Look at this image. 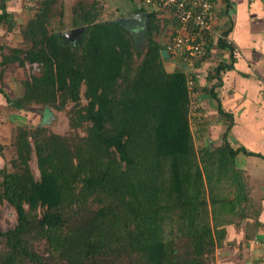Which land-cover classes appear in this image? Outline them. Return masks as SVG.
Returning a JSON list of instances; mask_svg holds the SVG:
<instances>
[{"label":"trees","instance_id":"obj_1","mask_svg":"<svg viewBox=\"0 0 264 264\" xmlns=\"http://www.w3.org/2000/svg\"><path fill=\"white\" fill-rule=\"evenodd\" d=\"M141 2L130 14L148 12L149 19L137 35L117 21L127 14L104 19L102 0H75L72 27L85 29L71 41L52 27L56 16L63 26L64 6L40 0L23 30L28 47L5 51L0 43V79L11 64L38 67L21 80L20 95L0 88L7 102L19 110L72 103L75 130H14L12 169L0 168V207L10 203L17 224L0 229V264L217 263L222 232L214 207L248 193L234 166L240 150L227 140L197 149L189 63L180 56L169 71L162 57L161 27L173 19ZM11 18L0 3V26L12 29ZM217 44L233 50L223 38Z\"/></svg>","mask_w":264,"mask_h":264},{"label":"crops","instance_id":"obj_2","mask_svg":"<svg viewBox=\"0 0 264 264\" xmlns=\"http://www.w3.org/2000/svg\"><path fill=\"white\" fill-rule=\"evenodd\" d=\"M214 1L216 23L229 30L233 50L214 39L207 58L187 65L195 80L192 130L201 147L227 140L240 150L234 166L248 191L233 204L214 207L213 220L222 232L216 264H264V0ZM162 57L169 71L181 63L165 48ZM220 65L221 72L214 75ZM8 109L0 98V111ZM4 119L0 117V129Z\"/></svg>","mask_w":264,"mask_h":264},{"label":"rangeland","instance_id":"obj_3","mask_svg":"<svg viewBox=\"0 0 264 264\" xmlns=\"http://www.w3.org/2000/svg\"><path fill=\"white\" fill-rule=\"evenodd\" d=\"M103 7V16L104 19L115 18L120 15V13L130 14V12L138 6L136 1L138 0H102ZM40 0H0V3H5L9 12H11L12 18L11 22L13 28L9 29L8 24H2L0 26V43L3 44L6 48L5 51H9V48L13 47H28V44L23 35V30L26 27L28 20L33 16L36 8L39 5ZM75 0H59L58 7L64 6L65 15L63 17V26L60 24V16H56L53 19L52 27L55 29L64 28L66 31L72 27V11L71 8ZM119 9V12H117ZM161 40H165V37L169 36L170 26H162ZM1 59V55H0ZM199 60V59H197ZM197 61H194L193 64H197ZM38 67L31 66L27 64L25 67L19 66L17 63L11 64L7 68H3V76L0 79V88H3L9 96L12 98L20 95L23 92L22 81L26 77L31 76L33 73H36ZM1 69V67H0ZM1 71V70H0ZM194 86V85H193ZM195 87H192V90ZM84 91V89H83ZM0 91V98L5 102V107H8L6 113H2V116L5 119L2 122L5 124V127L0 129V168L7 167L8 170L12 169L11 158L16 155L15 146L13 144L15 129L19 125L28 124L31 127L37 125H46L49 129L54 132L61 134H67L72 131H75L70 128L68 112L72 109L73 104L69 103L66 110H57L55 108L42 107L41 105H35L28 110H19L14 108L7 102L5 95ZM193 96V93L191 94ZM83 103L86 104L87 100L84 95ZM10 110V111H9ZM14 111L16 113L14 114ZM0 113V114H1ZM192 118H194L192 116ZM194 121V120H193ZM86 124L84 123L83 127L76 129V132H79L81 135L86 134ZM197 138V137H196ZM195 138V144L197 149L201 148V145L198 139ZM224 143V142H223ZM222 143V144H223ZM221 144V145H222ZM30 165L32 170L37 178L40 177V172L38 168L37 156L33 153L30 159ZM17 224V212L16 209L7 201L3 202L0 207V229L7 231L13 228ZM2 250L5 251L4 244L2 245Z\"/></svg>","mask_w":264,"mask_h":264},{"label":"built area","instance_id":"obj_4","mask_svg":"<svg viewBox=\"0 0 264 264\" xmlns=\"http://www.w3.org/2000/svg\"><path fill=\"white\" fill-rule=\"evenodd\" d=\"M143 2L151 9L166 8L163 15L173 19L169 23L170 30L165 49L175 57L181 56L188 63H192L209 54V44L213 43L214 39L223 38L232 44L230 37L225 35L224 30L216 23L214 0H143ZM193 84L194 80L190 77V88ZM193 109L195 107L191 105V113Z\"/></svg>","mask_w":264,"mask_h":264},{"label":"water","instance_id":"obj_5","mask_svg":"<svg viewBox=\"0 0 264 264\" xmlns=\"http://www.w3.org/2000/svg\"><path fill=\"white\" fill-rule=\"evenodd\" d=\"M149 19L148 12L140 13H131L126 16L120 17L117 19L118 22H121L128 27L129 30L134 32L136 35L138 33L144 32L147 21ZM85 29V26L71 28L63 32L69 40H75Z\"/></svg>","mask_w":264,"mask_h":264},{"label":"clouds","instance_id":"obj_6","mask_svg":"<svg viewBox=\"0 0 264 264\" xmlns=\"http://www.w3.org/2000/svg\"><path fill=\"white\" fill-rule=\"evenodd\" d=\"M165 47H166V44H165Z\"/></svg>","mask_w":264,"mask_h":264},{"label":"flooded vegetation","instance_id":"obj_7","mask_svg":"<svg viewBox=\"0 0 264 264\" xmlns=\"http://www.w3.org/2000/svg\"><path fill=\"white\" fill-rule=\"evenodd\" d=\"M71 41H74V40H71Z\"/></svg>","mask_w":264,"mask_h":264}]
</instances>
